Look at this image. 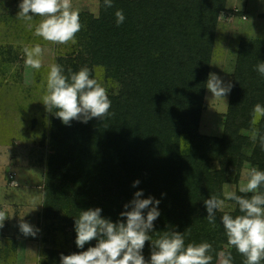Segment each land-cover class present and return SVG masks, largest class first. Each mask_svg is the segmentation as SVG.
<instances>
[{
	"label": "trees",
	"instance_id": "16d2710c",
	"mask_svg": "<svg viewBox=\"0 0 264 264\" xmlns=\"http://www.w3.org/2000/svg\"><path fill=\"white\" fill-rule=\"evenodd\" d=\"M225 3L226 0H113V7L105 8L103 2L101 17L91 29L94 35L100 33L110 41L103 66L121 82V95L114 98L110 115L103 120H73L65 125L54 113L50 143L68 148L85 144L88 159L79 161L90 162L91 171L85 168L82 174L70 176L50 169L46 182L47 217L70 208L79 216L82 210L99 207L103 218L126 222L120 216L126 210L123 207L121 211V205L126 200L128 204L134 193L142 190V199L151 196L160 201V216L148 233L153 239L172 230L185 232L186 243L199 241V233L191 230L190 205L183 216L169 206L171 189L184 187L198 206L211 195H222L207 168L209 160L217 157L212 153L220 147L225 151L219 157L222 169L215 173L216 178L224 181L229 172L240 170L242 162L238 163L239 154H235L233 145L246 139L241 130L249 129L254 105L264 106V78L258 74L255 77L257 71L251 59L256 54L250 50L241 57L242 62L249 63V70L241 67L235 77L225 137L209 138L199 133L210 63L202 53L205 50L200 49L211 47L213 27L222 17ZM118 9L125 16L119 26L115 17ZM259 58L264 62L263 55ZM253 75L254 80H245ZM261 127L264 129V121ZM100 141L109 145L115 175L93 169ZM110 148L114 151L110 152ZM259 149L253 160L264 171ZM124 155L133 156L140 170H128ZM136 180L140 183L133 187ZM96 243H87L79 252ZM148 246L151 241H146ZM232 249L235 264H243L244 258ZM60 254L54 251L43 264H60Z\"/></svg>",
	"mask_w": 264,
	"mask_h": 264
},
{
	"label": "rangeland",
	"instance_id": "374dc122",
	"mask_svg": "<svg viewBox=\"0 0 264 264\" xmlns=\"http://www.w3.org/2000/svg\"><path fill=\"white\" fill-rule=\"evenodd\" d=\"M20 2L0 0V211H4L8 217L0 228V264H43L54 251L64 254L79 252L75 244L76 210L70 208L68 212L62 210L57 215L47 217L45 201L48 172L53 168L73 176L82 174L85 168L90 169V162L85 163L89 156L85 144L77 143L68 148L50 143L54 112L46 111L40 101L43 95L41 85L45 81L48 66L53 62L61 65L65 75L69 74V69L76 72L81 67H88L93 77L99 72L111 103L121 95L122 84L112 77V71L103 66L109 56V39L100 33L94 35L91 29L94 21L101 17L103 0H72L73 7L79 10L82 28L76 35L77 42L68 45L46 42L29 31L26 24L17 19ZM35 19L38 21L39 18ZM34 44H40L43 48L40 70L25 66L23 47ZM200 50H205L202 53L208 56L209 73L215 72L224 82L231 81L234 85L240 68L249 70V63L242 62V55H248L252 50L256 54L251 59L254 66L261 62L259 57L264 56V0H226L225 11L213 27L211 47ZM257 74L264 78L257 71L256 76H247L245 80H254ZM109 81L118 87L110 86ZM232 92L233 87L224 101L222 98L213 99L212 93L206 90L200 121L201 135L209 138L225 137ZM241 135L246 139L233 145L235 154H239L238 163L242 162L240 170L229 172L224 181L215 177V173L222 169L219 160L225 152L222 147L214 149L212 154L217 157L208 162L210 178L216 181V189L221 193L227 189L244 195L239 193V186L243 181L245 162L257 167L258 163L253 159L260 146L258 143L254 146L248 136ZM108 148L106 141H100L96 146L93 169L97 173L115 175V160L113 155H109ZM249 150L252 153L250 156L247 154ZM259 150L260 157H264V150L261 147ZM79 159H84V163ZM123 160L125 166L129 165L128 170H140L133 156L124 155ZM171 192L169 206L181 216L190 205V223L194 226L191 230L199 233L197 243L208 242L216 252L226 250L227 239L220 220L223 213H216V226L213 227L206 219L205 205L198 206L184 187L180 190L171 189ZM125 202L127 204L128 201ZM125 204L121 205V211ZM224 211L233 216L238 215V206L235 202L226 201ZM21 219L34 229H39L35 237L21 233ZM96 242L92 240L89 243ZM227 250L231 251L235 264L233 249ZM150 252L151 246L144 247L142 254L145 260H150ZM213 264H216L215 253Z\"/></svg>",
	"mask_w": 264,
	"mask_h": 264
},
{
	"label": "clouds",
	"instance_id": "9594fccd",
	"mask_svg": "<svg viewBox=\"0 0 264 264\" xmlns=\"http://www.w3.org/2000/svg\"><path fill=\"white\" fill-rule=\"evenodd\" d=\"M104 6L113 7V0H104ZM18 7L17 19L23 21L35 36L53 44L77 42L76 35L82 25L79 10L73 7L72 0H21ZM37 17L38 21L35 19ZM115 17L117 26L125 20L123 11L119 9ZM23 53L26 67L41 69L43 48L40 44L25 45ZM255 68L264 76V62L258 63ZM109 84L118 87L111 81ZM206 87L213 99L222 98L225 101L233 84L231 81L224 82L215 72H210ZM41 88L43 95L40 101L46 111L54 112L65 125L73 120L83 123L92 118L103 120L110 115L108 89L103 85L100 73L97 72V76L93 77L88 67H81L76 72L69 69V74L65 75L62 66L53 62L48 66ZM262 121L264 106L257 103L251 112L249 129H242L241 133L248 136L254 146L258 143L264 150V129L260 127ZM247 154L250 156L251 150ZM242 175L239 193L244 195L227 189L222 195H211L204 200L206 219L215 227L216 213L222 212L220 220L227 239V249L234 248L244 258L243 264H261L264 261V171L245 162ZM139 183V180L134 181L133 187ZM142 196V190L136 191L134 198L124 205L126 210L120 216L125 217L126 222L114 223L103 218L99 207L80 211L74 225L77 248L83 249L92 240L97 243L86 251L69 255L61 253L60 264H213V253L216 264H233L231 251L226 249L216 252L208 242L186 243L185 232L165 231L153 239L148 233L153 230L154 221L160 216V201L151 196L142 199ZM226 201L235 202L240 214L233 216L224 211ZM7 218L6 213L0 211V228ZM19 230L24 236L33 237L39 231L23 219L19 223ZM146 241H151L150 260H145L142 254Z\"/></svg>",
	"mask_w": 264,
	"mask_h": 264
}]
</instances>
